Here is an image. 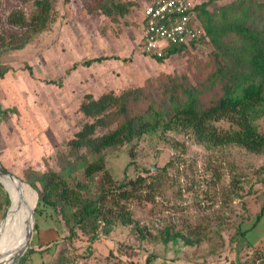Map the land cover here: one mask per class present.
Instances as JSON below:
<instances>
[{"label":"rangeland","instance_id":"rangeland-1","mask_svg":"<svg viewBox=\"0 0 264 264\" xmlns=\"http://www.w3.org/2000/svg\"><path fill=\"white\" fill-rule=\"evenodd\" d=\"M55 2L57 19L49 31L22 50L0 56V64L8 68L0 77V165L24 183L47 168L56 169V154L67 150L66 141L79 129L78 107L86 94H119L160 75L181 74L192 61L206 60L210 51L204 43L160 63L142 54L141 13L148 0L133 1L129 14L115 23L101 14H88L79 0ZM0 4L3 21L17 8L27 17L33 13L31 3ZM99 57L106 60L84 65ZM258 129L264 135V117ZM105 158L114 181L145 178L146 186L137 188L141 199L122 201L144 240L128 234L127 226L92 244L71 243L78 254L92 246L88 258L73 264H264V149L209 150L191 135L169 132L108 150ZM164 169L169 188L152 190L147 184ZM22 185L30 201L29 219L26 215L24 226L9 239L0 264H47L64 231L53 212L36 203L34 190ZM34 206L38 229L33 226L27 238ZM13 209L11 186L0 177V241L13 220ZM166 228L196 243L177 240L165 245L161 235ZM108 254L114 257L106 258Z\"/></svg>","mask_w":264,"mask_h":264},{"label":"trees","instance_id":"trees-1","mask_svg":"<svg viewBox=\"0 0 264 264\" xmlns=\"http://www.w3.org/2000/svg\"><path fill=\"white\" fill-rule=\"evenodd\" d=\"M17 1L31 3L33 13L27 17L24 9L17 8L4 21L0 19V56L22 50L49 31L57 19L55 0ZM79 1L88 14H101L114 23L135 4L131 0ZM222 1L195 5L203 35L189 49L172 45L162 58H153L160 63L205 43L210 46L206 60H194L181 74L160 75L119 94H86L78 107L79 129L66 141L67 150L56 154V169L27 177L38 202L53 212L64 231L47 264H73V260L88 258L92 246L78 254L71 243L92 244L99 236L110 238L119 227L130 226L128 234L144 240L122 201L141 199L137 188L146 186L145 178L114 181L106 167V151L169 132L191 135L196 144L209 150L236 146L260 153L264 149V135L258 129L264 117V3L231 0L218 4ZM104 60L99 57L84 65ZM7 72L0 64V77ZM129 153L132 157L133 151ZM166 172L156 174L147 185L157 191L168 189ZM25 196L29 203L27 192ZM34 228L38 229L36 222ZM177 240L190 246L196 243L169 228L161 235L165 245ZM45 252L51 254V249Z\"/></svg>","mask_w":264,"mask_h":264},{"label":"built area","instance_id":"built-area-1","mask_svg":"<svg viewBox=\"0 0 264 264\" xmlns=\"http://www.w3.org/2000/svg\"><path fill=\"white\" fill-rule=\"evenodd\" d=\"M198 1V0H197ZM196 0H152L142 8V54L162 58L172 45H191L203 35L198 19Z\"/></svg>","mask_w":264,"mask_h":264},{"label":"bare ground","instance_id":"bare-ground-1","mask_svg":"<svg viewBox=\"0 0 264 264\" xmlns=\"http://www.w3.org/2000/svg\"><path fill=\"white\" fill-rule=\"evenodd\" d=\"M3 178V177H2ZM5 179L9 185L11 186V201L14 207V216L13 220L9 223L7 228L4 231V234L2 236V239L0 241V258L5 251V246H7V243L9 242V239L14 235L15 231L19 230L24 226L26 223V215L29 219V213L26 211L27 206V199L25 198L23 194V188L22 183L16 182L14 180H10L8 178ZM25 184V183H24ZM32 189V188H31ZM37 197V196H36ZM38 201V199H37ZM36 201V203H37ZM13 213V212H12ZM35 219V206L32 209L31 218L29 220V225L27 228V238H29L30 232L35 225L34 223ZM24 236V232L20 231V239Z\"/></svg>","mask_w":264,"mask_h":264},{"label":"water","instance_id":"water-1","mask_svg":"<svg viewBox=\"0 0 264 264\" xmlns=\"http://www.w3.org/2000/svg\"><path fill=\"white\" fill-rule=\"evenodd\" d=\"M0 177H3V178H8L10 180H14L16 182H19V183H22V181L17 178L14 174L8 172L7 170H5L1 165H0ZM24 183V182H23ZM27 186H29L30 188H32L29 184L25 183ZM33 189V188H32ZM34 190V189H33ZM36 196H37V199H38V195H37V192L34 190ZM34 235H31V238H33ZM30 249V248H28ZM27 249V250H28ZM27 250L24 252V254L27 252ZM29 252V251H28ZM23 254V256H24Z\"/></svg>","mask_w":264,"mask_h":264},{"label":"crops","instance_id":"crops-1","mask_svg":"<svg viewBox=\"0 0 264 264\" xmlns=\"http://www.w3.org/2000/svg\"><path fill=\"white\" fill-rule=\"evenodd\" d=\"M131 1H138V0H131ZM147 1V0H146ZM150 1H152V0H148V3L150 2ZM205 1V0H204ZM203 0H202V2H204ZM208 1V0H207ZM229 2V1H228ZM141 23H142V17H141ZM44 230L45 231V228H40L39 230ZM51 233V232H50ZM33 239H34V236H33ZM34 242V241H33ZM32 249H33V245H32Z\"/></svg>","mask_w":264,"mask_h":264}]
</instances>
